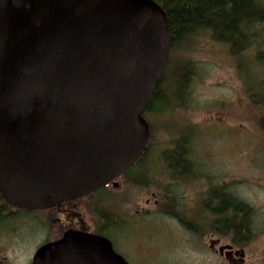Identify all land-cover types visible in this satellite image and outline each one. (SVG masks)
<instances>
[{
  "label": "water",
  "instance_id": "obj_1",
  "mask_svg": "<svg viewBox=\"0 0 264 264\" xmlns=\"http://www.w3.org/2000/svg\"><path fill=\"white\" fill-rule=\"evenodd\" d=\"M169 50L167 17L154 0H0L5 203L58 208L131 167L150 139L141 111ZM31 264L127 262L108 240L68 231Z\"/></svg>",
  "mask_w": 264,
  "mask_h": 264
},
{
  "label": "rangeland",
  "instance_id": "obj_2",
  "mask_svg": "<svg viewBox=\"0 0 264 264\" xmlns=\"http://www.w3.org/2000/svg\"><path fill=\"white\" fill-rule=\"evenodd\" d=\"M184 47L187 50L175 56L171 68L185 62L192 65L188 97H178L175 89L182 86L176 88L174 78L167 76L163 89L172 106L149 116L151 145L145 157L151 162L148 173L134 171L131 177L141 183L122 185L120 181L119 189L109 192V196L100 194L103 199L112 197L106 209L111 218L119 217V225L110 230L108 237L127 264H264V136L258 126L264 111L249 100L235 68L237 63L226 46L212 42L206 35H196L191 46ZM245 65L247 68V61ZM174 144L185 147L193 163L187 172L198 176L185 184L169 186L173 176L169 163L174 167V155L181 152L175 151ZM210 189L212 202L206 200ZM165 190L175 195L178 210L201 226L214 220L203 221L207 210L204 204H225L226 194L248 205L253 210L255 238L241 248L242 257L233 256L229 261L218 253L219 247L232 244L229 237L202 230L194 233L176 218L159 213L158 204ZM85 202L78 204L83 207ZM25 217L12 216L2 222L10 240L5 249L12 264H29L39 243L38 237L22 225L27 221ZM215 240L219 244L214 248L211 241ZM234 249L240 251V247Z\"/></svg>",
  "mask_w": 264,
  "mask_h": 264
},
{
  "label": "trees",
  "instance_id": "obj_3",
  "mask_svg": "<svg viewBox=\"0 0 264 264\" xmlns=\"http://www.w3.org/2000/svg\"><path fill=\"white\" fill-rule=\"evenodd\" d=\"M154 1L163 9L167 17L170 50L167 65L154 94L141 111V116L147 121L150 132L152 128L150 114L167 111L172 106L167 103L163 89L167 76L174 78L176 88L179 84L182 86L181 89H175L178 97H188L186 90L188 82L193 78L192 65L185 62V65H177L174 69L171 68V65L179 52L187 50L184 47L186 44L191 46L196 35H206L212 42L227 47L228 55L237 63L235 68L245 90L249 93V100L255 107L264 111V0ZM249 51L251 56L247 55ZM246 61L247 68L245 67ZM258 126L264 136V114L258 119ZM174 147L178 154L180 150L181 152L179 155H174L177 159L174 167L171 166L174 164L169 163L171 167L169 169H172L171 174H173L169 179L171 182L168 183L169 186L185 184L198 176L196 173L188 174L187 172L192 159L185 152V147L175 144ZM172 153L169 152L170 155ZM144 177L146 180V175L142 178ZM133 180L140 183L138 178H133ZM165 192V196L159 204V213L176 218L185 229L194 233L202 230L214 232L217 235L223 234L230 238L232 245L240 247V249H243L244 245L249 244L255 238L252 230L253 210L237 199L226 194L228 199L225 204L219 203L220 205L211 214L205 210L206 217L203 221H208L209 216L214 220H212V226L203 224L202 227L200 224L196 226L195 222H189L182 211L178 210L175 195L168 190ZM212 194L210 189L207 201H213Z\"/></svg>",
  "mask_w": 264,
  "mask_h": 264
},
{
  "label": "flooded vegetation",
  "instance_id": "obj_4",
  "mask_svg": "<svg viewBox=\"0 0 264 264\" xmlns=\"http://www.w3.org/2000/svg\"><path fill=\"white\" fill-rule=\"evenodd\" d=\"M151 141V132L150 139L148 141L147 147L144 149L143 153L140 157L134 162V164L129 167L120 177H118L112 183L106 185L105 187L100 188L99 190L85 196L81 199L64 203L60 205L58 208L48 209V210H21L12 208L2 199L0 195V264H12V259L9 252L5 249L6 244L10 241L7 240L6 237V227L2 224L3 220H6L10 217L15 216H26L27 221L23 223L25 228L32 231L33 235L38 237L39 243L36 249L34 250L32 258L36 251L42 246L56 242L60 240L63 235L68 231L73 232H81L87 233L91 235H95L101 238L108 240L111 243V246L114 250L112 242L108 237V234L111 229L117 227L119 225L118 216H114L111 218L110 214L107 211V204L111 202L112 197H108V199H103L101 197V193H105L106 195L111 194L119 189V182L124 185L125 182H134L131 175L136 174L134 171H144L145 174L148 173V166L151 162L145 160L146 155L149 151L150 142ZM149 163L148 165H146ZM132 180V181H131ZM127 183V184H129ZM141 183V182H140ZM109 196V195H108ZM85 202L86 204L82 207L78 203ZM90 201V202H89ZM159 205V204H158ZM207 212L211 214L216 207L213 205H206ZM189 222H195L196 226H199L197 220L193 218H188L185 214H183ZM29 217H32L29 218ZM211 220V216H209ZM208 220V221H209ZM36 222L35 226L34 223ZM113 222V224H112ZM210 222H213L212 220ZM122 224V223H121ZM213 225V223L209 224ZM5 233V234H4ZM33 238V237H32ZM213 247L215 248L219 244V240L211 241ZM234 245H226L218 248V253L224 254L227 260H231L233 256L242 257V250H235ZM220 251V252H219ZM114 252L118 254L115 250ZM239 252V253H238ZM119 255V254H118ZM125 260V259H124Z\"/></svg>",
  "mask_w": 264,
  "mask_h": 264
}]
</instances>
